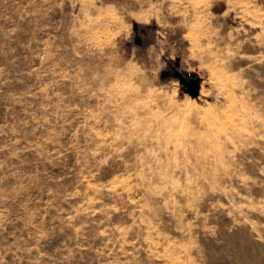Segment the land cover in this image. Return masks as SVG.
Listing matches in <instances>:
<instances>
[{"label":"rangeland","instance_id":"obj_1","mask_svg":"<svg viewBox=\"0 0 264 264\" xmlns=\"http://www.w3.org/2000/svg\"><path fill=\"white\" fill-rule=\"evenodd\" d=\"M0 264H264V0H0Z\"/></svg>","mask_w":264,"mask_h":264},{"label":"water","instance_id":"obj_2","mask_svg":"<svg viewBox=\"0 0 264 264\" xmlns=\"http://www.w3.org/2000/svg\"><path fill=\"white\" fill-rule=\"evenodd\" d=\"M135 43L137 44V45H141L142 44V38L141 37H137L136 39H135ZM177 78H179L180 80H181V82L185 85H189L186 81H185V78H183L181 75H177ZM192 85H191V90H189V92L191 93V95L193 96V97H197V92H198V90H199V87H198V82H197V80H195V79H193L192 80Z\"/></svg>","mask_w":264,"mask_h":264}]
</instances>
